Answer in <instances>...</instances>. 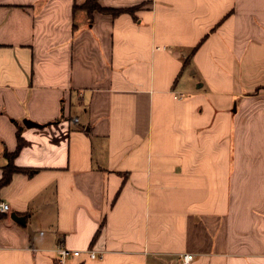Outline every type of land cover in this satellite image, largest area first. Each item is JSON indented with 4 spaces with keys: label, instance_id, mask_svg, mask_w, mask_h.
Wrapping results in <instances>:
<instances>
[{
    "label": "crops",
    "instance_id": "1",
    "mask_svg": "<svg viewBox=\"0 0 264 264\" xmlns=\"http://www.w3.org/2000/svg\"><path fill=\"white\" fill-rule=\"evenodd\" d=\"M85 2L0 0V264H264V0Z\"/></svg>",
    "mask_w": 264,
    "mask_h": 264
},
{
    "label": "built area",
    "instance_id": "2",
    "mask_svg": "<svg viewBox=\"0 0 264 264\" xmlns=\"http://www.w3.org/2000/svg\"><path fill=\"white\" fill-rule=\"evenodd\" d=\"M10 209V204L4 200H0V212H6ZM57 256L54 264H68L67 259L70 255L79 256L83 250L68 249L63 243H59L56 247ZM85 252L88 253L91 258L102 257V253L99 254L94 248H87ZM182 264H192L194 254L191 252H185L182 254Z\"/></svg>",
    "mask_w": 264,
    "mask_h": 264
},
{
    "label": "trees",
    "instance_id": "3",
    "mask_svg": "<svg viewBox=\"0 0 264 264\" xmlns=\"http://www.w3.org/2000/svg\"><path fill=\"white\" fill-rule=\"evenodd\" d=\"M82 7L87 8L89 11H91L92 9H98L100 11L107 12V13H113V14L123 11L122 9L103 7L99 3V0H86V2L83 3ZM195 48L196 47H194V49ZM24 144H25V140L22 138L20 132H18V145H17L16 150L12 153V155L17 154L21 150V148L24 146ZM16 170H19L17 166H14L12 164L9 165L5 170L3 178L0 180V186L6 184L11 178V173ZM29 172L33 173L35 172V170H29Z\"/></svg>",
    "mask_w": 264,
    "mask_h": 264
},
{
    "label": "water",
    "instance_id": "4",
    "mask_svg": "<svg viewBox=\"0 0 264 264\" xmlns=\"http://www.w3.org/2000/svg\"><path fill=\"white\" fill-rule=\"evenodd\" d=\"M25 123H26L27 125H33V126H42V125H43V124H41V123H39V122H35V121H31V120H25ZM14 218H15L16 220L22 222V223H25V222H26V219H25V217H23V216H19V215H17V216H14Z\"/></svg>",
    "mask_w": 264,
    "mask_h": 264
}]
</instances>
